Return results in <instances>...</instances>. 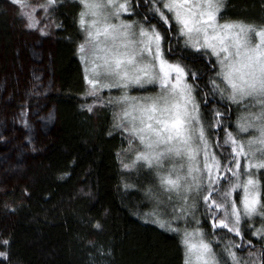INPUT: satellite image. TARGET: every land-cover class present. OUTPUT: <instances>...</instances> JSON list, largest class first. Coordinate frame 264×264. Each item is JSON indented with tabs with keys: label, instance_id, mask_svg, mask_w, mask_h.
<instances>
[{
	"label": "snow or ice",
	"instance_id": "6c2138e0",
	"mask_svg": "<svg viewBox=\"0 0 264 264\" xmlns=\"http://www.w3.org/2000/svg\"><path fill=\"white\" fill-rule=\"evenodd\" d=\"M10 2L26 29L45 35L46 28L61 27L54 18L59 0ZM78 4L74 23L83 38L75 51L83 95L91 100L80 107L113 110L107 134L118 131L125 145L116 153L121 168L150 173L158 191L149 183L144 193L170 205L167 215L152 211L141 218L180 237L183 264H264V23L221 21L223 0ZM41 20L48 23L40 27ZM146 86L157 91L144 93ZM233 105L241 109L235 121ZM121 180L126 189L136 187ZM201 207L211 232L201 226ZM256 217L259 225L248 223ZM220 229L235 239L217 236ZM9 243L0 239L2 261Z\"/></svg>",
	"mask_w": 264,
	"mask_h": 264
},
{
	"label": "trees",
	"instance_id": "16d2710c",
	"mask_svg": "<svg viewBox=\"0 0 264 264\" xmlns=\"http://www.w3.org/2000/svg\"><path fill=\"white\" fill-rule=\"evenodd\" d=\"M223 4L221 12L228 20L264 23V0H223ZM78 8V0H59L54 12L61 24L55 27L52 53L56 90L49 96L56 125L45 151L34 154L14 179L2 185L0 239L10 243L8 260L0 264H183L180 237L150 218H141L151 211L143 189L149 183L155 187V181L144 169L121 168L116 153L124 143L118 131L107 134L113 110L100 107L89 112L80 107L90 99L83 95V66L75 51L82 39L74 23ZM14 43L9 11L5 0H0V71L14 60ZM153 89L146 87L144 93ZM230 115L235 121V105ZM122 177L136 187L124 188ZM202 212L201 207L197 212L201 226L211 232ZM248 223L259 225L260 219ZM225 232L220 229L217 236L235 239ZM245 239L258 244L257 238L246 235Z\"/></svg>",
	"mask_w": 264,
	"mask_h": 264
},
{
	"label": "rangeland",
	"instance_id": "374dc122",
	"mask_svg": "<svg viewBox=\"0 0 264 264\" xmlns=\"http://www.w3.org/2000/svg\"><path fill=\"white\" fill-rule=\"evenodd\" d=\"M30 2L35 4L39 0ZM5 5L9 11L15 43L14 60L8 63L4 71H0V137H3L0 139V190L6 185L7 180L16 177L34 154L39 155L45 151L56 125L55 106L49 100V96L56 90L52 61L55 27L46 28L45 35H41L39 30L26 29L17 18V6L9 0H5ZM36 15L39 18L43 14L37 12ZM128 16L125 14L123 18L130 19ZM219 19L228 20L222 12ZM47 23L48 21L41 20L39 26L44 27ZM106 91L105 96L109 94ZM156 91L157 88L154 86L153 91L148 93ZM130 94L144 93L133 90ZM235 110L237 117L241 109L235 106ZM21 113L25 115L22 116ZM251 132L249 130L248 135L254 134L253 132L250 134ZM154 191L158 189L154 187ZM149 199L151 202L149 212L159 211L163 215L169 213L170 205L157 204L156 200L151 197ZM160 200L166 201V195L161 194Z\"/></svg>",
	"mask_w": 264,
	"mask_h": 264
}]
</instances>
